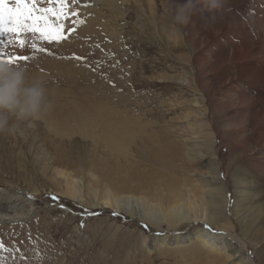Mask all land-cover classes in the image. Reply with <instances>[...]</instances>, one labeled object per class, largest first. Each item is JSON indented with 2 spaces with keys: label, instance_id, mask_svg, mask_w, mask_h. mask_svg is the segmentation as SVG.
<instances>
[{
  "label": "rangeland",
  "instance_id": "1",
  "mask_svg": "<svg viewBox=\"0 0 264 264\" xmlns=\"http://www.w3.org/2000/svg\"><path fill=\"white\" fill-rule=\"evenodd\" d=\"M123 1L79 0L76 30L67 39L59 44L36 41L51 54L34 53L31 45L35 37L30 34L20 37L25 40L23 48L0 37L6 45L0 49V58L29 56L28 61L14 65L18 63L29 76L42 79L52 103L34 127L21 124L15 131L0 134V189L11 196L0 199V207L8 212L6 208L12 203L31 207L34 212L20 222L0 224V264H211L200 241L183 246L173 242L186 240L198 227L224 235L214 225L183 224L173 232L165 227L158 231L139 217L94 209L63 197L54 188L56 169L65 170L72 178H84L86 183L92 182V172L101 182V197L107 187L115 185L112 180L141 174L170 179L184 190L205 187L194 181L198 178H206V188L219 187V181L210 175L213 171L208 170L211 156L205 154L209 143L218 149L220 177L227 190L226 211L236 227L231 240L253 264H264V245L255 249L241 236V221L235 219L244 217L248 199L237 198L234 185L249 178L255 186L251 193L264 192V174L256 166H264L260 157L264 138L260 147L249 143L245 156L232 152L231 157L233 142H228L230 136L221 129L222 120L231 118L213 109L227 97L224 84L210 110V106L200 107L206 100L199 82L184 85L180 81L189 77L202 84L216 83L222 70L202 75L195 69V59L215 58L222 48L231 50L233 44L246 49L256 44V58L263 62V81L259 80L256 90L251 83L239 80L236 90L259 95L252 112L264 110V0L242 1L244 30L253 35L252 43L247 38H239L240 42L232 38L238 35L237 30L231 33L233 18L224 19L226 22L219 18L214 26L205 28L194 16L188 25L176 29L171 23L174 0H155L153 9L147 0ZM238 4L239 0H222L229 17H238ZM38 7L58 5L43 0ZM66 24L71 27L70 21ZM218 30L227 34L217 35L220 44L211 38ZM203 39L209 40L208 45L192 55L190 45L194 48ZM236 64H227L224 69L244 67ZM197 111L205 115L201 117ZM248 120H240L235 128L244 132L250 126ZM194 148L205 157L184 163ZM163 157H167L165 161ZM169 161L172 163L167 164ZM191 170L208 177L190 178ZM258 200L262 204L264 196ZM9 217L13 216L5 219ZM246 233L250 239L254 231L247 229ZM227 264H238V260Z\"/></svg>",
  "mask_w": 264,
  "mask_h": 264
},
{
  "label": "bare ground",
  "instance_id": "2",
  "mask_svg": "<svg viewBox=\"0 0 264 264\" xmlns=\"http://www.w3.org/2000/svg\"><path fill=\"white\" fill-rule=\"evenodd\" d=\"M125 1L127 2L130 0ZM147 1L149 2L150 7L153 9L155 6V0ZM236 1L238 3V0ZM242 1L243 0H239L238 7L240 9V12L238 17H229L226 11L227 7L225 6L226 8H224L222 6L220 19L227 20L228 18H233L231 22L234 23V25L232 26L231 24V33L234 34V31L237 30L238 35H232L233 39H237L236 42H240L238 39H242L243 37L244 39L247 38L248 41L252 43V41H254L253 35L250 33L249 35L248 32L244 30L246 15H244L243 13L244 4ZM122 2L124 1L122 0ZM217 35L218 37H224V35L227 36V34H225V31L218 30L217 32L211 33V38L218 39ZM249 38H251V40ZM218 41L220 44V39H218ZM197 43L198 45L195 44L194 48L192 44L190 45L192 55L194 56L197 52L200 53V50L204 49V46L208 45L209 40L203 39L202 41ZM233 45H231V50H233L232 52L229 49L226 50V48H222L220 52L221 54L215 53V58L206 59L201 57L200 59H195L193 57L195 59V63L197 64L195 69H197V71H201L202 75H205L207 73H214L221 69L222 73L218 82L202 84L200 80L191 81L189 77L180 79V81H182L184 85H191L193 82H199V84L202 85L206 100V102H203L200 107H204L206 105V107L208 108L210 106V110L212 109L216 94L219 93L221 85L224 84L227 97H224V101H222V103L220 101V104H215V107H213V109L216 111V113L219 112L220 114H225L226 116L231 118L230 121L222 120L223 125L221 129L225 134H228L230 136L228 142H233L234 149L231 150L230 156L234 157L233 153H235L237 157H243L245 156L246 148L249 143L254 144L257 147L261 146V138H264V123L261 122V119L264 118V110H259L254 113L252 112L256 103L255 99H259V95H247L245 91L243 92L241 91V89L236 90V81L240 80L251 83L253 87L258 90V84L260 83L259 80L263 81V74L261 71L263 62L260 63L258 61L259 58H256L258 45L255 44L254 46L248 47L247 49L241 48V46H238L237 44H235V46ZM236 62L238 63L236 64V66H240L243 64L244 67L242 69H224L227 64ZM247 66L249 68H247ZM193 76H195V73H193ZM259 94H261V92ZM197 100L202 102L201 99ZM193 101H190V104ZM253 102L254 105H251V103ZM234 109L236 110L233 112ZM196 113L201 117L205 115L203 114V112L201 114V111H197ZM246 118L249 119L248 122L250 126L245 127L244 132L242 130L236 129L235 127L239 122H241L240 120H244ZM189 127L193 129L191 126ZM185 145L188 146V144ZM207 146H209V150H207L208 153L204 154L206 156H211L210 166L208 170L213 171V173L210 175L213 178L215 177L214 179L216 180V182L219 181V187L209 186L210 188H206L208 187L206 178H198L194 181H200L205 185V187L195 185L193 189L191 187V189L184 190L178 184L171 183L170 179L167 181L164 177L155 175L144 176L143 174H141L132 177L127 176L117 182L115 181V179L112 180L111 183L115 185L111 186L112 188L106 186V195L101 197V182L97 179L98 177H96L92 172L89 175V178H92V182L89 181L88 183H86L84 181V178H72L70 177L71 175L69 176V174L65 170L56 169L55 180L57 183L55 182L56 184H54V188L57 192H60L63 197L74 202L87 204L89 207H92L94 209H113V211L125 213L131 218L139 217L142 223H149L158 231L165 227L167 230L173 232V230H179V228L183 224L193 225L206 223L208 225H214L219 230H221V233H223L224 235L219 236L218 234H213L211 231H208V229L204 230L202 227H198V229L192 235H190L191 237L188 236L186 240H177V242H173V244L176 243L178 246H183L186 243L189 244L192 241H200L202 243V248L205 249L204 253H206L207 255L206 260L210 261L211 264H227L234 258L238 260V264H253L252 261L247 258L245 251L243 249L237 250L234 241L231 240V238H235L234 230L236 227L233 221L227 215L226 211L228 200L227 190L224 186V182H222L223 179L220 177L221 173L218 159V149L216 148V146H214L213 143H209V145L207 144ZM202 154L203 153L201 150L197 151L194 148L186 154L187 158L184 159V163L185 160L189 162L200 160L205 157ZM257 154L260 153L258 152ZM263 155L264 152L260 157L263 158L262 161L264 162ZM166 158L167 157H163V161H165ZM160 162H162V160ZM170 162L171 161L167 162V164H169ZM256 166L257 169H259L264 174L263 164H257ZM189 173V177L194 179L195 177H198L200 175L208 177V174L196 170H191ZM248 179L243 178L242 180H237V182L234 184L236 188V197L240 198L241 201L248 199V202L246 204L247 212L244 213V217L242 219H240V217H236L237 219L235 220L241 221V236L245 237L244 242H248L249 246L252 245L256 249L258 246L261 247L262 245H264V202L260 204V200H258V198L264 196V192L260 194L251 193L255 189V186L253 185V183L251 184ZM200 187L204 188L202 190H199ZM247 187H249L250 191H247ZM4 197L7 199H11L10 194L5 189H0V199H5ZM235 202V204H237V200ZM11 205L6 208L9 210L8 212L3 211V209L0 207V224H7L11 222L16 223V221L20 222L23 219L34 215V212L29 209L31 207L27 206V208L24 205H13L12 203ZM10 215L13 216L12 219H10L11 217H9V219H5ZM247 229H251L252 231H254V234L250 239L248 238V233H246ZM240 240L242 241V239ZM244 246H247V244H244ZM261 253L264 254L263 249H261Z\"/></svg>",
  "mask_w": 264,
  "mask_h": 264
},
{
  "label": "clouds",
  "instance_id": "3",
  "mask_svg": "<svg viewBox=\"0 0 264 264\" xmlns=\"http://www.w3.org/2000/svg\"><path fill=\"white\" fill-rule=\"evenodd\" d=\"M222 0H174L171 23L176 29L198 16L201 26L218 22ZM45 82L29 76L26 68L0 62V134L15 131L19 125L34 127L51 110Z\"/></svg>",
  "mask_w": 264,
  "mask_h": 264
},
{
  "label": "snow or ice",
  "instance_id": "4",
  "mask_svg": "<svg viewBox=\"0 0 264 264\" xmlns=\"http://www.w3.org/2000/svg\"><path fill=\"white\" fill-rule=\"evenodd\" d=\"M43 0H0V37H7V43L25 46V40L20 38L26 34L35 37L31 48L34 53L51 54L46 47L38 46L36 41L43 44H59L76 30V22L80 16L79 0H51L58 7H38ZM75 4L76 7H70ZM71 23L69 27L66 22ZM6 47L0 41V49ZM75 58V57H74ZM29 56L0 58L14 64L17 61H28ZM17 66H20L18 63Z\"/></svg>",
  "mask_w": 264,
  "mask_h": 264
}]
</instances>
